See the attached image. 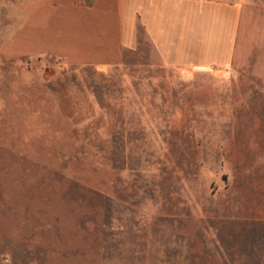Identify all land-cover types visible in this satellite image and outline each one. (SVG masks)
Returning a JSON list of instances; mask_svg holds the SVG:
<instances>
[{
  "label": "rangeland",
  "instance_id": "374dc122",
  "mask_svg": "<svg viewBox=\"0 0 264 264\" xmlns=\"http://www.w3.org/2000/svg\"><path fill=\"white\" fill-rule=\"evenodd\" d=\"M129 56L3 69L0 264H264V90Z\"/></svg>",
  "mask_w": 264,
  "mask_h": 264
},
{
  "label": "crops",
  "instance_id": "0c3cea01",
  "mask_svg": "<svg viewBox=\"0 0 264 264\" xmlns=\"http://www.w3.org/2000/svg\"><path fill=\"white\" fill-rule=\"evenodd\" d=\"M143 46L190 75L209 74L202 65L216 55L223 81L264 90V59L255 54H264V0H0V76L51 56L115 68Z\"/></svg>",
  "mask_w": 264,
  "mask_h": 264
}]
</instances>
